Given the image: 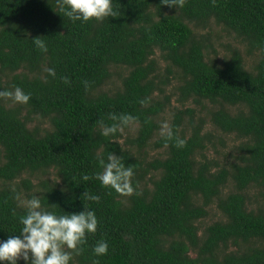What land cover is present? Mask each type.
I'll return each mask as SVG.
<instances>
[{"label": "trees", "instance_id": "1", "mask_svg": "<svg viewBox=\"0 0 264 264\" xmlns=\"http://www.w3.org/2000/svg\"><path fill=\"white\" fill-rule=\"evenodd\" d=\"M112 2L119 17L83 22L57 0H0V90L31 94L27 104L0 98V242L19 235L22 201L39 196L57 215L84 207L96 214L97 231L70 264H264V0ZM212 27L237 41L220 43V58L208 54L221 40ZM38 36L46 53L33 43ZM112 67L126 73L107 93L100 88ZM169 108L183 148L160 135ZM109 114L138 120L121 144L129 127L102 135L99 121L111 124ZM32 118L46 129L28 128ZM227 135L238 141L232 159L208 158V149L218 153L213 140L223 147ZM148 148L164 156L147 160ZM109 152L133 168L140 195L82 180L102 171L98 157ZM210 205L221 218L199 231ZM102 239L108 253L96 256Z\"/></svg>", "mask_w": 264, "mask_h": 264}, {"label": "clouds", "instance_id": "2", "mask_svg": "<svg viewBox=\"0 0 264 264\" xmlns=\"http://www.w3.org/2000/svg\"><path fill=\"white\" fill-rule=\"evenodd\" d=\"M160 3L169 8H182L186 0H160ZM57 6L73 21H103L120 15L119 10L114 9L112 0H57ZM32 40L41 52L48 51L47 44L40 36ZM45 71L50 76L56 75L53 68H46ZM61 79L65 84L70 83L67 76ZM84 83L87 89L89 82ZM0 98L11 100L13 103L27 104L31 94H26L20 87H14L12 90H0ZM146 102L140 101L142 105ZM108 119L112 121L111 124L99 121L102 135L106 137L117 132L123 133L126 127L138 123L137 118L130 114H109ZM160 135L166 141L175 139L177 148L186 145L184 139L174 136L172 127L166 121L161 125ZM98 160L102 171L96 173L94 177L83 175L82 180L89 181L95 178L103 187L111 188L121 196L140 195L132 186L133 168L125 167L121 156L109 152L106 161L102 157H98ZM83 195L87 200L99 203L98 195L86 192ZM22 205L26 209V214L20 218L22 230L19 235L10 236L6 241L0 242V264H17L19 260H23L25 264H70L73 254L82 253V245L87 242L88 234H95L97 231L96 214L85 207L78 213L57 215L42 206L39 196L23 200ZM108 250L107 241L102 239L96 243L93 252L96 256H103L107 255ZM93 264L99 262L93 261Z\"/></svg>", "mask_w": 264, "mask_h": 264}, {"label": "rangeland", "instance_id": "3", "mask_svg": "<svg viewBox=\"0 0 264 264\" xmlns=\"http://www.w3.org/2000/svg\"><path fill=\"white\" fill-rule=\"evenodd\" d=\"M212 32L214 35H217V37L221 40L215 42L214 41V47H213V53L210 51L208 52L210 58H220L222 57L224 54H225V50L219 46L220 43H229V44H233L234 45V41L237 43L236 40L233 41L232 37L229 36H225V33H223V31H221V29L219 27H212ZM238 45V44H236ZM235 46V45H234ZM239 51L242 52V47L240 45L237 46ZM245 65L246 66H250L252 64V58H247L245 57ZM125 71L123 68H120V67H112L110 69V78L108 81H106L100 88V90L104 91V92H107L109 93L110 91H112L114 88L118 87L119 84H120V78L122 76L125 75ZM172 84H174V82H172ZM170 90V88H167V91ZM170 105L172 107H178V104H176L174 101H173V98H171L170 100ZM169 112H170V108L169 110L165 111V113L159 117V120H161V125L163 122H168V119H169ZM27 127L28 128H37L38 130H41V129H46V125L44 123V121L42 120H37V119H34L32 118L31 122L27 124ZM135 128L136 126H132V127H129V129L123 133V137H122V140L120 139L118 142L121 144L123 142V139H124V136L125 135H133L134 134V131H135ZM208 132L210 133L211 135H213V137H217L218 134L214 133V131L211 129L210 126H206L205 127V132ZM222 140H223V147L220 146L218 143H216L215 141L216 140H213V143L215 144V148L217 149L218 153L217 154H214L213 152H211L210 149L207 150L206 152V156L208 158H212L214 160H219V162H222V159H225V160H231L232 159V155H234L237 151L236 149V146L238 145V141L235 140V138L231 135H227V136H222ZM146 153H145V158L147 160H151L152 158H157V155H161V156H164L163 154V150L162 149H155V150H152V149H146L145 150ZM43 177V176H42ZM48 179L49 180H54L55 179V176H54V173L53 171H48V175H47ZM35 181L32 180V184H34ZM253 194V190L251 191H248V195L252 196ZM207 216L206 218H203L202 220L198 221L196 224L199 228V231H201V229L208 225V224H211L217 220H219L221 217V215L218 213V211L214 208L213 205H210L207 209ZM231 249V248H230ZM191 256V254H190Z\"/></svg>", "mask_w": 264, "mask_h": 264}]
</instances>
